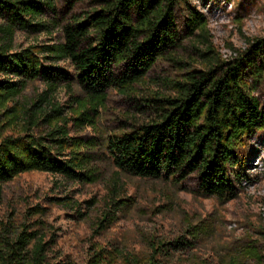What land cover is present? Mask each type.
Here are the masks:
<instances>
[{
    "label": "trees",
    "instance_id": "16d2710c",
    "mask_svg": "<svg viewBox=\"0 0 264 264\" xmlns=\"http://www.w3.org/2000/svg\"><path fill=\"white\" fill-rule=\"evenodd\" d=\"M95 1L93 10L64 22L53 0H0V18L7 22L0 27V104L13 101L29 80L38 79L47 88L25 109V133L0 138V183L29 171L91 180L87 164L91 156L79 148L81 142L70 140L66 125L44 135L31 132L41 120L65 117L67 106L56 103L51 92L57 85L75 81L96 104L106 99L112 87L128 92L178 45L175 8L189 0ZM46 10L53 14L49 21L43 18ZM204 21L200 12L190 8L191 33ZM55 27L61 33L58 41L21 49L12 44L16 29L52 34ZM258 58L263 62L256 66ZM60 62H68L74 73L62 70ZM247 67L254 68L255 75L264 73V38L256 39L232 62L192 71L186 81L175 83L177 96L144 98L150 121L110 136L105 145L109 157L133 176L180 182L198 173L205 194L220 199L235 196V179H244L241 170L248 159L242 152L251 136L264 129V109L253 94ZM88 111H81L75 119L84 120ZM115 215L109 213V219ZM2 229L0 264H75L61 258L55 237L48 238L40 228L23 224ZM189 244L183 240L171 243L172 248L159 244L143 258L118 249H99L86 264H115L119 258L124 264H162L158 255L167 257L171 249Z\"/></svg>",
    "mask_w": 264,
    "mask_h": 264
},
{
    "label": "rangeland",
    "instance_id": "374dc122",
    "mask_svg": "<svg viewBox=\"0 0 264 264\" xmlns=\"http://www.w3.org/2000/svg\"><path fill=\"white\" fill-rule=\"evenodd\" d=\"M53 1L64 22L96 5L95 0ZM190 8L205 18L193 33L188 25ZM52 16L46 10L43 18L49 21ZM175 18L178 45L128 92L112 87L99 104L75 81L57 85L51 92L56 103L67 106L66 115L60 120H41L31 132L44 135L66 125L70 140L81 142L79 148L91 156L87 163L91 180L29 171L0 183V230L23 224L40 228L48 238L55 237L61 258L75 264H86L94 250L118 249L143 258L159 244L172 248L171 243L182 240L189 241V246L171 249L167 257L158 255L162 264H264V129L252 135L243 150L248 156L241 170L245 177L242 182L235 179L237 193L229 199L205 194L198 173L180 182L133 176L120 170L107 153L110 136L150 121L144 98L175 97V83L186 81L192 71L232 62L256 39L264 38V0H189L176 6ZM6 24L0 18V27ZM60 37L58 27L52 34L16 29L12 44L21 49ZM262 62L258 58L255 65ZM59 66L74 73L68 62ZM254 71L247 67L246 75L264 109V73L255 75ZM46 90L42 81L29 80L13 101L0 104V138L25 133V109ZM84 110H89L85 119L76 120ZM109 213H116L114 219H109ZM115 264H124L123 258Z\"/></svg>",
    "mask_w": 264,
    "mask_h": 264
}]
</instances>
